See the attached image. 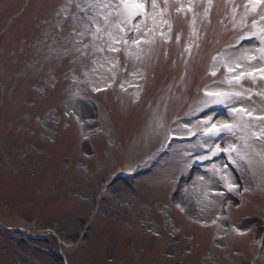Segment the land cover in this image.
Masks as SVG:
<instances>
[{
  "label": "rangeland",
  "instance_id": "obj_1",
  "mask_svg": "<svg viewBox=\"0 0 264 264\" xmlns=\"http://www.w3.org/2000/svg\"><path fill=\"white\" fill-rule=\"evenodd\" d=\"M97 3L0 0V264H264L256 246L264 245V165L256 155L250 165L211 154L216 143L239 145L238 134L172 143L142 175L118 174L148 154L162 128L175 124L179 134L208 115L234 122L232 106L264 114V79L228 83L264 65V4L253 12L248 0H156L154 44L108 52V31L93 41L95 25L80 21L83 8L105 28ZM115 22L108 29L118 31ZM245 35L255 39L232 46ZM222 61L234 69L225 77ZM202 86L245 96L210 110L197 97ZM185 113L197 116L177 123ZM226 182L240 187L228 192ZM20 226L28 231L11 232ZM47 229L71 248L62 251ZM234 229L248 232L237 239Z\"/></svg>",
  "mask_w": 264,
  "mask_h": 264
},
{
  "label": "snow or ice",
  "instance_id": "obj_2",
  "mask_svg": "<svg viewBox=\"0 0 264 264\" xmlns=\"http://www.w3.org/2000/svg\"><path fill=\"white\" fill-rule=\"evenodd\" d=\"M259 4H264V0H248V5L251 8V11L255 12L256 7ZM151 11L146 8L145 0H99V3L93 6V12L96 11V8L100 9L99 16L105 21V28L102 29L97 23V16L93 15L91 17L88 16L86 9H81L84 13L83 16L80 17L81 23H84L86 20H91L93 25H95V32L92 35V40L95 41L100 38V34L102 31H108V44L107 51L108 52H116L119 49L114 47V44L123 43L124 45H128L129 42L133 46L144 44H154L153 40H149V34L154 33L156 31V21L159 16H162L163 13H157L156 9L158 7L156 0H152L151 3ZM114 16L116 18V22L112 25V28L118 31H112L108 29L109 17ZM140 18L138 21L136 18ZM151 19L152 26L150 27L147 23ZM264 19V16L261 17ZM255 26V25H254ZM87 27V26H86ZM74 34L79 37L84 36V32L76 33L74 29ZM256 33H254L255 35ZM259 41L261 45H264V28L259 29ZM80 40L78 39L77 43ZM87 47V45H85ZM97 51L103 52L105 50L104 46H99L96 48ZM260 51V59L264 60V47L259 49ZM255 56H248L247 60L252 61L255 60ZM235 63V61H234ZM239 67V64H237ZM226 70L229 73L234 71L233 68L228 67L226 65ZM215 75V72L211 73ZM248 75L255 79L257 76L259 78L264 79V65L254 68L251 71L244 73L241 72L239 75L234 76L232 79L228 81L230 85L239 84V81L245 76ZM84 79H88L87 73L84 74ZM74 82H82L78 77H73ZM94 90H101L98 87L94 88ZM260 95L264 96V93H260ZM204 96L207 98L204 103L208 105H223L228 103L229 101L238 100L245 96V93L239 90H205ZM250 99V95L248 96ZM229 111L233 114L234 117H239V119L234 120V122H228L227 120H219L218 118H214L211 115H208L206 118H203L199 121L200 124L204 125L203 133L206 137L209 138H219L223 135L235 133L239 136L240 144L236 143H228L227 147L222 146L219 143L214 145V150H212V155L215 156L220 153L227 154L229 156H233L236 159L243 160L245 163L252 164V157L256 155L259 157V161L262 165H264V127H259L256 124L251 123V121H264V114L254 115L256 109L246 108L243 106H232ZM247 117V120L245 119ZM258 128V130H256ZM261 141L259 145V150L257 149L256 144L253 142ZM220 179L227 181V177L221 176ZM225 187L228 192L235 191L239 188V184L235 182H226ZM247 191V189H244ZM223 195V192L219 193ZM237 231L238 235H244L243 231Z\"/></svg>",
  "mask_w": 264,
  "mask_h": 264
},
{
  "label": "bare ground",
  "instance_id": "obj_3",
  "mask_svg": "<svg viewBox=\"0 0 264 264\" xmlns=\"http://www.w3.org/2000/svg\"><path fill=\"white\" fill-rule=\"evenodd\" d=\"M216 89H217V88H216ZM208 90H215V88H211V89H210V88H208ZM219 120H226V119H225V118H220ZM67 140H68V141H71L72 139H71L70 137H69V138H67V137H66V138H65V140H64L63 142H65V143H66V142H67ZM198 240H199V241H203V238H202V237H200V238H198Z\"/></svg>",
  "mask_w": 264,
  "mask_h": 264
}]
</instances>
